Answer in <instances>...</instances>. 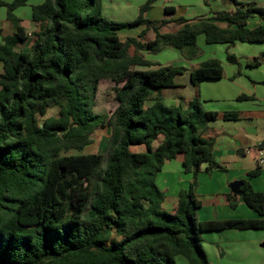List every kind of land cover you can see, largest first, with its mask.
<instances>
[{
	"label": "trees",
	"instance_id": "trees-1",
	"mask_svg": "<svg viewBox=\"0 0 264 264\" xmlns=\"http://www.w3.org/2000/svg\"><path fill=\"white\" fill-rule=\"evenodd\" d=\"M28 1L0 0L13 29L0 44V264H207L204 233L264 229V193L246 181L242 201L258 219L199 221L195 180L179 191L173 212L164 209L157 176L166 162L182 155L183 173L194 179L202 164L221 169L205 137L218 114L203 111L197 96L185 109L166 106L162 93L186 87L175 80L187 69L146 58L172 48L192 61L200 54L199 36L207 45L264 43V8L229 0L235 10L190 24L144 18L157 1L146 0L134 20L115 22L104 17L102 0H43L32 7L30 50L18 53L28 37L13 12ZM253 17L261 25L249 29ZM173 23L176 32L160 31ZM135 28H143L137 37L120 40V31ZM226 60L237 64L233 55ZM261 64L264 54L249 67ZM189 74L195 89L220 80L223 67L210 59ZM101 81L119 85L110 117L94 113ZM51 110L56 113L49 116ZM105 128V156L66 155L83 151ZM260 173L256 167L247 176ZM226 199L235 208L232 195Z\"/></svg>",
	"mask_w": 264,
	"mask_h": 264
},
{
	"label": "rangeland",
	"instance_id": "rangeland-1",
	"mask_svg": "<svg viewBox=\"0 0 264 264\" xmlns=\"http://www.w3.org/2000/svg\"><path fill=\"white\" fill-rule=\"evenodd\" d=\"M40 0H31L25 7H22L21 10L23 12H29L30 6L34 5ZM237 3L246 4L249 2H255L256 6L264 8V0H235ZM146 2V0H102V10L103 15L107 20L115 21V22H129L134 20L139 14V8ZM165 7H173L175 10L174 15H166L164 12ZM235 6L229 0H157L154 7L148 11V20L151 21H160L161 19H173L176 20L178 18H184L185 20H194L201 18L203 16H209L215 12L219 11H230L234 9ZM145 16V15H144ZM145 18V17H144ZM28 26L32 28V22L26 23ZM175 24V23H173ZM173 24H170L163 28L160 31H164L165 29L171 30L173 29ZM179 26L178 24H175ZM170 27V28H168ZM142 28L135 29H127L121 32H128L129 34H136L140 32ZM172 33V32H170ZM154 37L153 31L149 33V38L152 39ZM31 38V37H30ZM197 46L200 49L199 56L194 59L198 61L196 64L199 65L207 60L216 59L221 62L223 67V76L226 79V74L228 71V67H233L232 76L236 80L242 78L246 84L245 86L249 88L256 87H264V81L257 80L262 76L264 69L261 71H257L256 69H251V74L245 73L247 67L252 63L254 58L244 57L240 55L234 56L237 59V64H230L227 62L226 57L227 54L233 49H223V53L219 52L218 49L206 51L204 49L207 46L204 43V38L201 36V39L197 41ZM222 53L220 57H223L225 60L222 62L217 53ZM231 55V54H230ZM154 56V60L160 66H183L179 61L176 60V57L167 53V49L162 51L157 55H147L146 58H151ZM149 60V59H148ZM152 61V60H150ZM153 61V62H155ZM224 64V66H223ZM264 66V64H261ZM185 67V66H183ZM186 68V67H185ZM264 68V67H263ZM187 69V68H186ZM188 70V69H187ZM230 72V71H229ZM229 78V83L231 84V78ZM185 76L183 78H177L175 81L177 83L185 82ZM235 84V83H234ZM119 85H114L110 81H101L98 86L97 96H96V106L94 108V113L99 115H104L110 117L116 107L117 102L114 98V87ZM235 86H239L236 84ZM241 92V91H239ZM235 93V90H229L226 86L219 83H209V84H199L192 91L186 86H180L173 89L165 90L162 93L163 100H167V98L171 99V102H166L167 105H175L184 107L186 104L184 100H191L193 97L197 96L203 111L208 112L207 109L212 108L215 109L217 105L226 104L225 99L230 96H237L238 93ZM220 100V101H219ZM220 107V106H217ZM213 112V111H212ZM56 113V110L49 111L48 115L52 116ZM110 137V129L105 128L96 132L93 143L87 146L83 151L76 152L71 151L66 155H75V154H99L106 155V146ZM263 159H264V151H263ZM175 161L172 164H176ZM257 167V159L250 155H246L244 158L240 159L239 164H235L233 166H221V169L217 168H209L207 164H202L200 172L197 174V178L194 179L191 175L188 177L191 179V183H195L193 185L195 193H199V195L212 193L221 188L224 184L228 182L232 175V178L239 177L241 175L242 181H246L249 184L255 180L256 177L251 178L247 176L246 173L254 170ZM207 168L209 169L207 171ZM245 171V172H244ZM233 173V174H232ZM232 174V175H231ZM240 179V178H239ZM240 180H235L226 184V192H229L228 186L233 182H237ZM228 195V194H227ZM225 195L224 197L226 198ZM228 202V201H227ZM229 203V202H228ZM231 203L235 205L236 209L237 205L245 206L242 201V196L237 195L232 197ZM247 210H249L247 208ZM230 212V211H228ZM239 212V211H238ZM216 211H213V215L215 217ZM221 216V214H219ZM237 232V236H225V238H219L218 244L215 245L209 244L203 241L202 248L207 255V264H264V229L260 230H245V231H235ZM207 234V233H204ZM202 235L203 240L209 237V235ZM210 234V233H208ZM263 236V237H262ZM262 237V238H261ZM260 239V241H257ZM223 242V243H221ZM218 247V248H217ZM223 254V255H222ZM179 264H186L184 259H180Z\"/></svg>",
	"mask_w": 264,
	"mask_h": 264
},
{
	"label": "crops",
	"instance_id": "crops-1",
	"mask_svg": "<svg viewBox=\"0 0 264 264\" xmlns=\"http://www.w3.org/2000/svg\"><path fill=\"white\" fill-rule=\"evenodd\" d=\"M30 1L31 0H29L28 3ZM4 2L9 4L11 0H4ZM42 2L43 0H40L37 3H34V5H31L29 12L24 13L23 12L24 10H21L22 7L16 9L13 12V14L21 20V26L25 29V32L28 37V39L24 43L19 44L16 47L15 51L18 53H27L30 50V45H31L30 37L32 31L35 29V25L32 23L33 26L31 28L26 23L30 21L32 22L31 20L32 7L36 5H40ZM250 4L256 5L255 2H249L247 3V6ZM154 5L150 8V10L154 7ZM235 8L231 10H235ZM148 11L144 14L145 15L144 17L146 19H148L149 17ZM210 19H211V15L203 16L201 18L188 20V21L190 24H194L199 20L208 21ZM216 23L219 26L222 27L225 26V23L222 22H216ZM259 25H261V21L258 19V17H253L249 19L247 22V27L249 29H254ZM172 26H173L172 31L165 29L164 31L161 32L173 33L176 32L177 29L179 28V26L175 24H173ZM12 33H13L12 26L6 20V9L4 7H1L0 8V44H2L4 37L12 35ZM139 33L140 32H137L136 34L132 35L129 34L128 32H121L120 35L119 32L118 35L120 40L124 41L128 37H133V38L137 37ZM200 39L201 36L197 38V41H199ZM229 48H233L229 52V54L233 56L240 55L255 59V58H259L262 54H264V43H260V44L236 43L234 47H228L226 45H207L204 47L206 51L218 49V51L222 53H223V49H229ZM165 49H167L168 54L176 57V60L179 61L183 66H185L188 69L187 72H189L198 63V61L196 60L186 61L185 59H183V57L177 50H174L172 48H165ZM219 52L217 54L220 57L222 53ZM148 59L152 60V62L155 61L154 56ZM220 60L224 62L225 59L223 57H220ZM263 67L264 66L261 65L258 67H247L245 73L251 74L252 71L250 70L253 68L256 69L257 71L259 70L261 71L262 69H264ZM233 69H234L233 67H228L226 79H224L223 76L220 80L217 81H202L200 83V84L202 83L209 84V83L222 82V84L226 86L229 90H235V93L241 91L238 93L236 97L228 96L225 99L226 104L217 105L220 107L215 106V109L212 108L207 109L208 112H212V111L216 112L218 114V117L216 121L211 122L209 124L208 126L209 129L205 133V137L207 139L212 140L213 160L219 166H223V167L224 166L231 167L235 164L236 165L239 164L241 158H244L246 155H250L249 151L251 149L258 150V146L264 142V87L254 86V88H249L245 86L246 82L242 78L236 80L234 76H232ZM2 71H3V66L2 63L0 62V74L2 73ZM231 76H232L231 80L234 82L230 84L229 78ZM257 80L264 81V72L262 73V76ZM178 84L181 85L182 83L179 82ZM236 84H238L239 86L238 87L235 86ZM239 97H247L250 98V100H239L238 99ZM166 99H167L166 101L163 100V103L165 105H167L166 102L172 101L167 97ZM189 101L190 99L184 100L186 105L182 108L185 109ZM168 106H175V105H168ZM225 113H236L238 115V119L233 121L224 120L223 115ZM173 161L175 162L177 161L176 164H172ZM182 161H183V156L177 155L176 159L165 163L162 171L157 176V185L165 193V201L163 203V207L168 212L174 211L175 206L177 204L179 191L188 188V186L191 184V179L188 178L191 174L183 173ZM242 174L239 175V177H235V178H232V176H237V175H232L226 184L235 180L242 181L241 179ZM226 184L221 186L219 190L212 193H207L202 195H199V193L197 194L195 193L196 198L201 203V208L198 210L197 213L198 220L201 222H209V221H224V220L258 219L259 216L255 212L250 210L247 206L246 207L249 210H247V208H245V206L242 205H237L235 210H233V208L230 207L229 203L227 202V199L224 197L227 194H231L229 187H228L229 192H226L227 190ZM250 185L254 191L264 193V170H261L260 175L257 176L255 180L250 183ZM231 195L232 197H235L233 194ZM214 210L217 212L215 217L213 215ZM219 214H221V216ZM204 235H209V237L204 239L207 245L209 244L215 245L216 243L217 244L219 243L218 242L219 238L223 239L227 235L234 237L240 234H237L235 230H230V231L211 232L210 234L207 233ZM257 241H260V239H258Z\"/></svg>",
	"mask_w": 264,
	"mask_h": 264
},
{
	"label": "water",
	"instance_id": "water-1",
	"mask_svg": "<svg viewBox=\"0 0 264 264\" xmlns=\"http://www.w3.org/2000/svg\"><path fill=\"white\" fill-rule=\"evenodd\" d=\"M185 82L184 85L187 86L191 91L194 89V85L191 79V75L189 72L185 73ZM258 150L264 151V142L258 146ZM243 186V183L241 181L233 182L229 184V190L230 193L234 196L241 195V187Z\"/></svg>",
	"mask_w": 264,
	"mask_h": 264
},
{
	"label": "built area",
	"instance_id": "built-area-1",
	"mask_svg": "<svg viewBox=\"0 0 264 264\" xmlns=\"http://www.w3.org/2000/svg\"><path fill=\"white\" fill-rule=\"evenodd\" d=\"M255 158L257 159V167L264 170L263 150H259Z\"/></svg>",
	"mask_w": 264,
	"mask_h": 264
}]
</instances>
